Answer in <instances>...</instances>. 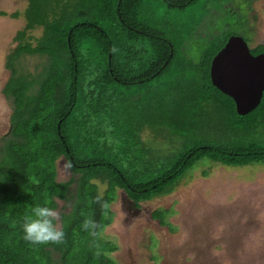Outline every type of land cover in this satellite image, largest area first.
<instances>
[{
  "label": "trees",
  "instance_id": "16d2710c",
  "mask_svg": "<svg viewBox=\"0 0 264 264\" xmlns=\"http://www.w3.org/2000/svg\"><path fill=\"white\" fill-rule=\"evenodd\" d=\"M155 1L183 10L198 0H28L2 91L12 114L0 140V264H116L117 247L101 235L119 190L138 207L171 194L204 160L264 165V96L240 116L210 76L238 34L204 32V15L158 16ZM230 1L209 5L230 13ZM25 55L47 61L31 73L19 67ZM61 158L67 182L57 181ZM57 200L71 209L60 216L63 242H25L23 218L38 205L57 210ZM163 213L155 218L166 225Z\"/></svg>",
  "mask_w": 264,
  "mask_h": 264
},
{
  "label": "rangeland",
  "instance_id": "374dc122",
  "mask_svg": "<svg viewBox=\"0 0 264 264\" xmlns=\"http://www.w3.org/2000/svg\"><path fill=\"white\" fill-rule=\"evenodd\" d=\"M210 1L198 0L195 6L183 10L155 1V12L180 21H187L193 13L204 15L200 25L204 32L232 30L244 37L251 51L264 44V0L230 1V13L221 11L220 4L209 5ZM27 6L28 0H0V140L10 130L12 114L11 104L2 92L11 75L7 57L17 47V34L26 27ZM29 35L38 39L42 29ZM190 57L197 61L198 49ZM46 61L45 56L25 55L19 67L36 73ZM57 171L58 182L73 177L64 158L57 162ZM96 183L103 195L107 185ZM57 202L60 228L61 214L71 209L66 202ZM132 206L119 190L110 206L113 222L101 235L117 247L109 254L116 264H264L263 164L227 167L204 160L171 194L141 203L138 211L129 210ZM158 211H164L166 225L155 218Z\"/></svg>",
  "mask_w": 264,
  "mask_h": 264
},
{
  "label": "water",
  "instance_id": "95a60500",
  "mask_svg": "<svg viewBox=\"0 0 264 264\" xmlns=\"http://www.w3.org/2000/svg\"><path fill=\"white\" fill-rule=\"evenodd\" d=\"M210 76L212 84L231 97L240 116L255 111L264 96V53L253 55L247 41L233 35L214 57Z\"/></svg>",
  "mask_w": 264,
  "mask_h": 264
},
{
  "label": "clouds",
  "instance_id": "9594fccd",
  "mask_svg": "<svg viewBox=\"0 0 264 264\" xmlns=\"http://www.w3.org/2000/svg\"><path fill=\"white\" fill-rule=\"evenodd\" d=\"M59 214L50 206H35L21 223L23 240L32 245L59 244L65 233L58 227ZM85 227H88L86 224Z\"/></svg>",
  "mask_w": 264,
  "mask_h": 264
},
{
  "label": "flooded vegetation",
  "instance_id": "af4514ba",
  "mask_svg": "<svg viewBox=\"0 0 264 264\" xmlns=\"http://www.w3.org/2000/svg\"><path fill=\"white\" fill-rule=\"evenodd\" d=\"M259 46H264V44H263V45H259ZM259 54H261V53H259ZM259 54H253V55L256 56V55H259ZM128 201H130V200H128ZM130 202H131V201H130ZM131 203L133 204V206H132V208H129V210H135V211H138V209H139L138 207H139L140 205L137 207L133 202H131ZM130 212H131V211H130Z\"/></svg>",
  "mask_w": 264,
  "mask_h": 264
}]
</instances>
